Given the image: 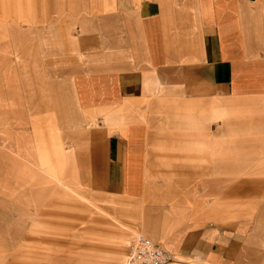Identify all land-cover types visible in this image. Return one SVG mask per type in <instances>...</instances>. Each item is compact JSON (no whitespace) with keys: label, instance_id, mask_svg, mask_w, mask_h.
I'll return each mask as SVG.
<instances>
[{"label":"crops","instance_id":"1","mask_svg":"<svg viewBox=\"0 0 264 264\" xmlns=\"http://www.w3.org/2000/svg\"><path fill=\"white\" fill-rule=\"evenodd\" d=\"M80 2L60 13L65 34L75 13L83 39L96 42L73 87L91 125L113 122L100 148L107 198L138 208L139 235L171 253V264H264L262 241L252 248L248 240L250 223L264 232V204L247 199L250 220L244 198L234 210L231 189L223 200L217 187L248 169L257 177L241 178L252 186L244 193L264 183V0ZM57 3L49 4L52 33ZM47 143L38 167L59 180L49 166L62 156L58 140ZM21 172L11 176L24 186Z\"/></svg>","mask_w":264,"mask_h":264},{"label":"rangeland","instance_id":"2","mask_svg":"<svg viewBox=\"0 0 264 264\" xmlns=\"http://www.w3.org/2000/svg\"><path fill=\"white\" fill-rule=\"evenodd\" d=\"M57 1V31L52 33L50 0H0V264H82L89 253L94 256L83 264H125L132 239L140 233L139 210L104 193L102 167L108 153L100 148L113 122L97 119L91 125L73 87L96 42L83 39L75 13L70 32H64L62 7L72 3L73 12L79 11L80 0ZM14 17L28 22L13 23ZM53 138L62 156L49 166L59 180L38 167V155L47 150L44 143L50 145ZM24 168L23 186L11 175ZM253 170H237L230 186L218 185V198L224 200L229 188L234 210L240 209L235 202L241 197L245 205L247 199L264 204V183L254 196L243 192L250 184H239L250 174L257 177ZM255 209L246 205L250 220ZM261 218L264 224V214ZM241 220L232 219L234 225ZM249 225L250 246L258 240L264 245V232Z\"/></svg>","mask_w":264,"mask_h":264},{"label":"built area","instance_id":"3","mask_svg":"<svg viewBox=\"0 0 264 264\" xmlns=\"http://www.w3.org/2000/svg\"><path fill=\"white\" fill-rule=\"evenodd\" d=\"M174 257L163 246L142 235L132 239L127 264H171Z\"/></svg>","mask_w":264,"mask_h":264},{"label":"bare ground","instance_id":"4","mask_svg":"<svg viewBox=\"0 0 264 264\" xmlns=\"http://www.w3.org/2000/svg\"><path fill=\"white\" fill-rule=\"evenodd\" d=\"M127 261H128V257H127ZM127 261H126V264H127Z\"/></svg>","mask_w":264,"mask_h":264}]
</instances>
